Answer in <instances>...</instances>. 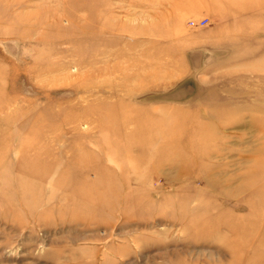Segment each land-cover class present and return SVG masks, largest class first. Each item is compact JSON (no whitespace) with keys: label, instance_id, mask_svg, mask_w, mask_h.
<instances>
[{"label":"rangeland","instance_id":"obj_1","mask_svg":"<svg viewBox=\"0 0 264 264\" xmlns=\"http://www.w3.org/2000/svg\"><path fill=\"white\" fill-rule=\"evenodd\" d=\"M259 170L264 0H0V264H264Z\"/></svg>","mask_w":264,"mask_h":264},{"label":"bare ground","instance_id":"obj_2","mask_svg":"<svg viewBox=\"0 0 264 264\" xmlns=\"http://www.w3.org/2000/svg\"><path fill=\"white\" fill-rule=\"evenodd\" d=\"M85 33V31L83 30V34H82V37L84 38L86 35L84 34ZM81 37V38H82ZM86 38V37H85ZM227 105V104H226ZM204 127V126H203ZM222 165V164H221ZM220 165V166H221ZM258 175V177H259V179H261V178H263L264 177V172H263V170H259V173L257 174Z\"/></svg>","mask_w":264,"mask_h":264}]
</instances>
